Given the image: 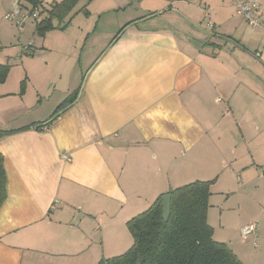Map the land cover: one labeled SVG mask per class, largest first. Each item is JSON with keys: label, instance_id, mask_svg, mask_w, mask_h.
Masks as SVG:
<instances>
[{"label": "crops", "instance_id": "0c3cea01", "mask_svg": "<svg viewBox=\"0 0 264 264\" xmlns=\"http://www.w3.org/2000/svg\"><path fill=\"white\" fill-rule=\"evenodd\" d=\"M50 1L19 29V42L31 34V54L0 44V64L10 66L0 128L48 122L78 96L48 127L0 138V264H98L123 254L134 242L128 221L197 180L211 181L217 241L226 243L212 211L250 199L261 221L246 239L242 228L256 222L238 228L253 246L261 232L251 256L264 255V30L233 0H79L40 35L37 22L62 0ZM13 2L0 0L2 13Z\"/></svg>", "mask_w": 264, "mask_h": 264}, {"label": "trees", "instance_id": "16d2710c", "mask_svg": "<svg viewBox=\"0 0 264 264\" xmlns=\"http://www.w3.org/2000/svg\"><path fill=\"white\" fill-rule=\"evenodd\" d=\"M26 7L40 10L42 0H22ZM79 0H62L52 5L48 16L38 21L36 31L44 35L54 28V19L62 20ZM92 1V0H88ZM42 11V10H41ZM26 54H31L30 51ZM9 65L0 64V82L5 81ZM75 91L65 99L48 122L29 124L16 129L0 128V138L27 130L48 127L62 111L77 99ZM211 181L197 180L170 190L171 214L163 218L162 195L145 211L128 221L134 237L132 246L123 254L102 258L98 264H242L238 255L225 242L215 240L208 222ZM7 198V174L0 152V208Z\"/></svg>", "mask_w": 264, "mask_h": 264}, {"label": "rangeland", "instance_id": "374dc122", "mask_svg": "<svg viewBox=\"0 0 264 264\" xmlns=\"http://www.w3.org/2000/svg\"><path fill=\"white\" fill-rule=\"evenodd\" d=\"M49 1L50 0H47L46 2L44 0L46 6H49L50 4L53 3L52 1L50 2ZM24 10L26 9L24 8ZM5 13L6 12L2 13V8H0V38H1L0 44L5 43V39H10L9 41L12 40L13 42L11 41L7 45H8V52L13 53L14 51L12 52V50L14 48L18 46H21V48L27 46L31 34L29 32L25 33V35L21 38V41L19 42L17 36L20 30L16 24H15L16 27H14L8 23L9 20L8 21L5 20L4 17ZM32 22H34V20ZM4 28H8L10 30V35L6 36V38H2L5 37L2 33ZM243 201L244 203L242 202L241 206L236 207L234 211L231 210L232 208L231 209L228 208L227 210V208L224 207L223 211L220 212V208H216V210L212 211L210 220L216 229L217 237H223V239L226 240L227 244H230L231 247H234L236 253L240 257L242 264H264L263 254L258 259L257 256H255V259L251 256V253L253 255L260 250L261 243H263L261 242L262 239L260 237L261 232L260 231L256 232L257 238L255 239V241L258 244L256 245V247L253 246L252 240L244 241L240 235V231L238 228L239 223H245L251 218V220H249L248 223L255 221L258 226V224L261 221L260 213L254 210V208L251 205L250 199L246 198ZM233 202L234 200L232 201V203ZM129 232L131 233L130 229ZM131 236L134 240L132 233Z\"/></svg>", "mask_w": 264, "mask_h": 264}, {"label": "built area", "instance_id": "2783aa9c", "mask_svg": "<svg viewBox=\"0 0 264 264\" xmlns=\"http://www.w3.org/2000/svg\"><path fill=\"white\" fill-rule=\"evenodd\" d=\"M238 14H240L250 25L259 26L264 30V23L260 20L263 15L262 5L259 0H233ZM24 8L26 10H24ZM5 19L14 21L20 30L24 27V21L28 17H38V10L27 8L24 6L22 0H14L12 8L5 13ZM209 27L212 29L214 24L209 22ZM30 43L25 47L24 52L26 53L31 48ZM257 228L256 223H251L248 226L242 228L241 234L246 239L254 234ZM255 246L257 243H254Z\"/></svg>", "mask_w": 264, "mask_h": 264}, {"label": "water", "instance_id": "95a60500", "mask_svg": "<svg viewBox=\"0 0 264 264\" xmlns=\"http://www.w3.org/2000/svg\"><path fill=\"white\" fill-rule=\"evenodd\" d=\"M163 201V218L168 221L171 214V194L167 193L162 195Z\"/></svg>", "mask_w": 264, "mask_h": 264}]
</instances>
